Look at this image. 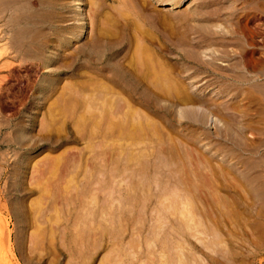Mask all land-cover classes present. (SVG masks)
I'll return each mask as SVG.
<instances>
[{"label":"rangeland","instance_id":"obj_1","mask_svg":"<svg viewBox=\"0 0 264 264\" xmlns=\"http://www.w3.org/2000/svg\"><path fill=\"white\" fill-rule=\"evenodd\" d=\"M160 1L0 0V264H264V0Z\"/></svg>","mask_w":264,"mask_h":264},{"label":"bare ground","instance_id":"obj_2","mask_svg":"<svg viewBox=\"0 0 264 264\" xmlns=\"http://www.w3.org/2000/svg\"><path fill=\"white\" fill-rule=\"evenodd\" d=\"M175 2H176V1H175ZM175 2L173 3V4H174L173 6L178 5V4L175 3ZM171 3H172V1H168V0H161V1H160V4H165V5H169V6H170ZM158 4H159V3H158ZM148 71H149V70H148ZM119 114H120V113H119ZM133 119H134V118H133ZM120 127L122 128L123 134H124V135H128V136H129V135L134 136V135H136V134H140V133L143 131V129H144L142 124H141V125L138 124V125H135V126L133 125L132 128H128V126H126L125 123H123L122 125H120ZM139 138H140V137H139ZM237 164H238V163H237ZM240 165H241V164H240ZM227 166H228V165H227ZM235 166H236V165H235ZM236 167H237V166H236ZM241 167H242V165H241ZM248 167H249V166H248ZM237 168H240L239 165H238ZM251 168H252V167H250V169H251ZM234 169H235V167H234ZM240 169H242V168H240ZM240 169H238V170L236 169V170L238 171V174H239V170H240ZM243 169H244V168H243ZM247 169H248V168L246 167V170H247ZM250 169H249V170H250ZM236 170H235V171H236ZM237 171H236V172H237ZM241 171H242V170H241ZM243 171H244V170H243ZM252 171H253V170H252ZM246 172H247V171H246ZM241 173H242V172H241ZM241 173H240V174H241ZM248 173H249V172H248ZM250 173H251V171H250ZM252 173H253V172H252ZM242 174H243V173H242ZM251 175H252V174H251ZM253 175H254V174H253ZM253 175H252V176H253ZM241 176H242V175H241ZM243 177H244V176H243ZM247 177H249V176L247 175ZM250 177H251V176H250ZM255 177H256V176H255ZM251 179H252V177H251ZM192 180H193V179H192ZM245 180H247L246 177H245ZM254 180H257V179H254ZM242 181H243V180H242ZM248 181H249V179H248ZM248 181H245V182H248ZM252 182H253V181H252ZM254 182H255V181H254ZM254 182H253V183H254ZM229 183H232V182H228V184H229ZM237 183H238V182H237ZM248 183H249V182H248ZM250 183H251V182H250ZM253 183H252V185H253ZM225 184H226L225 182H224V184H220V185L218 186V189H219V188H220L219 190H221V189H223V188L225 189V186H226ZM234 184H235V183H234ZM243 184H245V183L243 182ZM142 185H143V184H142ZM230 185H231V184H230ZM232 185H233V184H232ZM248 185H249V184H248ZM250 185H251V184H250ZM254 185H255V184H254ZM262 185H263V184H262ZM228 186H229V185H228ZM236 186H237V185H236ZM246 186H247V185H246ZM237 187H239V186H237ZM227 188H229V187H227ZM227 188H226V189H227ZM233 188L236 190V187H233ZM183 189H184V188H183ZM201 189H202V188H201ZM187 190H188V189H187ZM226 191H228V189H227ZM229 191H230V189H229ZM202 193H203V192H202ZM235 193H237V191H236ZM188 194H189V193H188ZM237 196L241 197V194L238 193ZM149 198H150V197H149ZM190 204H192V203H190ZM163 205H164V204H163ZM187 205H188V204H187ZM189 215H190V214H189ZM207 219H208V218H207Z\"/></svg>","mask_w":264,"mask_h":264}]
</instances>
